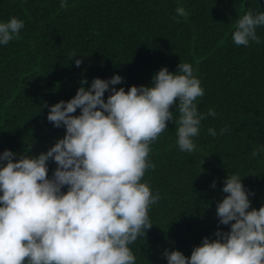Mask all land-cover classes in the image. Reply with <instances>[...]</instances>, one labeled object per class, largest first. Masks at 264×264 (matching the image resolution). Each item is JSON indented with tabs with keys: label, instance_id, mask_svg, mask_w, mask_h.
Here are the masks:
<instances>
[{
	"label": "trees",
	"instance_id": "trees-1",
	"mask_svg": "<svg viewBox=\"0 0 264 264\" xmlns=\"http://www.w3.org/2000/svg\"><path fill=\"white\" fill-rule=\"evenodd\" d=\"M178 6L186 18L176 16ZM248 10L264 11V0H67L64 8L59 0H0V21L24 22L18 39L0 45V152L36 156L62 138L45 105L69 100L82 79L87 89L93 78L119 75L123 82L113 87L127 91L150 86L161 67L175 73L179 63L191 64L204 89L198 111L216 115L201 121L192 153L178 149L175 120L150 145L155 167L143 179L160 200L149 210L153 226L129 246L136 264H166L164 249L188 257L202 237L214 238L226 175L238 174L254 193L249 210L264 204V154L251 155L264 145V42L231 40L235 19ZM257 35L264 41V27ZM169 111L176 115L175 104ZM222 127L230 131L219 135ZM54 168L50 161L48 175Z\"/></svg>",
	"mask_w": 264,
	"mask_h": 264
},
{
	"label": "clouds",
	"instance_id": "clouds-1",
	"mask_svg": "<svg viewBox=\"0 0 264 264\" xmlns=\"http://www.w3.org/2000/svg\"><path fill=\"white\" fill-rule=\"evenodd\" d=\"M66 4L59 0L60 8ZM175 14L189 15L183 6ZM23 27L16 17L0 21V45L18 39ZM258 27H264V11H245L235 19L232 42L260 45ZM122 82L114 74L93 78L85 89L82 79L69 100L45 105L46 120L64 129L62 138L36 156L0 152V264H136L129 246L153 226L149 210L160 200L143 179L155 167L150 145L166 121L175 120L178 149L192 153L201 121L216 113L198 111L204 89L189 63H179L175 73L161 67L150 86L113 87ZM174 104L175 116L169 111ZM227 131L222 127L219 135ZM207 132L218 135L211 127ZM262 154L259 144L251 153ZM50 161L55 168L48 175ZM241 181L235 173L223 180L226 195L216 203L214 238L202 237L188 257L164 249L166 264H264V204L249 210L254 193Z\"/></svg>",
	"mask_w": 264,
	"mask_h": 264
}]
</instances>
